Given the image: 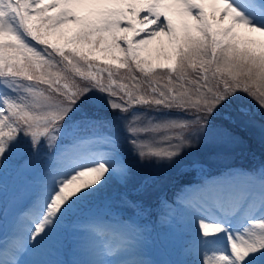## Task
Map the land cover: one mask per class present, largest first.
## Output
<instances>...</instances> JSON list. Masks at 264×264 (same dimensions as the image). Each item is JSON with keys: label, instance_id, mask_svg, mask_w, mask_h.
I'll return each mask as SVG.
<instances>
[{"label": "snow or ice", "instance_id": "1", "mask_svg": "<svg viewBox=\"0 0 264 264\" xmlns=\"http://www.w3.org/2000/svg\"><path fill=\"white\" fill-rule=\"evenodd\" d=\"M257 35L264 0H0V264H54L39 257L64 239L90 253L152 215L187 257L170 264H264V161L206 174L157 213L143 197L169 177L131 162L264 151Z\"/></svg>", "mask_w": 264, "mask_h": 264}, {"label": "trees", "instance_id": "2", "mask_svg": "<svg viewBox=\"0 0 264 264\" xmlns=\"http://www.w3.org/2000/svg\"><path fill=\"white\" fill-rule=\"evenodd\" d=\"M157 115L163 116L165 114L159 113ZM251 161H254L255 163L259 161H264V151H257L254 154L236 152L232 155H217L213 146L205 145L201 147L198 146V148L196 149H190L188 152L182 154V157L177 162V164L172 166L166 164L158 165L156 163L153 165V161L140 164V162L136 158H132L131 162L132 165L136 167L141 174L152 173L169 177V179L165 180L164 183L160 185L157 189L153 190L152 192L148 193L143 197L145 206L148 207L151 212L157 213V202L160 197L170 195L175 190V188H177L182 182L192 180L201 173H209L218 170L222 167L228 166L230 164H246L247 162L249 164L251 163ZM193 162H197L195 166H193ZM182 164H185L186 168L184 169L182 175H177L174 169ZM5 182L6 184L9 182L7 177H5ZM130 214V212L124 213V215ZM155 216L156 215L144 216L138 219L137 221L141 224L150 222L152 223V220ZM73 244L74 242L69 239L67 241H63L62 244H56L54 249L51 250L49 254L42 255L39 258L43 260L52 261L54 262V264H69L66 258L60 255V250L65 245L69 247ZM69 252L74 254L76 251L72 250Z\"/></svg>", "mask_w": 264, "mask_h": 264}, {"label": "rangeland", "instance_id": "3", "mask_svg": "<svg viewBox=\"0 0 264 264\" xmlns=\"http://www.w3.org/2000/svg\"><path fill=\"white\" fill-rule=\"evenodd\" d=\"M238 6H242L243 0H235ZM143 13H141V16ZM257 38H261L257 35ZM264 39V38H261ZM153 49L157 47V42L154 41L151 45ZM253 165L252 163L247 165L248 167ZM166 167V166H164ZM233 167H241V166H233ZM224 171V170H223ZM220 173V172H219ZM217 173V174H219ZM204 176H199L197 179L198 181L191 184V187H187L188 184L182 186L180 184L176 190H174L170 195L163 196L161 198H169L174 199L177 193L180 191L181 188L185 189V192H191L192 188L195 187L199 182L203 179ZM160 198V199H161ZM177 216L180 212V209L175 210ZM158 212V210H157ZM12 220V211L11 209L8 210V222L10 223ZM162 217L156 215L153 219L154 223L161 222ZM167 226V225H166ZM166 226L163 230L166 229ZM114 228L117 229L118 232L123 233L121 235H115L110 239H96L88 243V247L91 249L90 253L84 252L80 247L79 255L75 252L74 254L69 252L75 250L78 247V244L74 242L72 246L67 247L66 245L61 248L60 255L64 256L69 264H84L85 261H103L104 264H128L129 261H150L151 264H157L154 261L153 256L157 255V253H162L161 250H158L156 247H153L152 250H149L151 242L155 241L156 238L159 240H166V235L162 233V235L158 234L154 231L153 224L149 225L146 224L145 227L150 229V232H146V234L139 232V233H128L126 232L121 225H113ZM168 227V226H167ZM68 239H64L67 241ZM166 245V244H164ZM106 246L117 249V254L114 256H107L105 255V248ZM124 249H123V248ZM122 248V251H121ZM175 247V249H178ZM76 251V250H75ZM170 261H175V255L170 256Z\"/></svg>", "mask_w": 264, "mask_h": 264}, {"label": "bare ground", "instance_id": "4", "mask_svg": "<svg viewBox=\"0 0 264 264\" xmlns=\"http://www.w3.org/2000/svg\"><path fill=\"white\" fill-rule=\"evenodd\" d=\"M123 248V247H122ZM122 248H121V251H122ZM124 249V248H123ZM119 251V250H118Z\"/></svg>", "mask_w": 264, "mask_h": 264}]
</instances>
